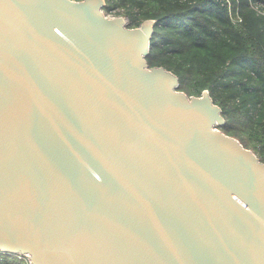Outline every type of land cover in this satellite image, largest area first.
Returning <instances> with one entry per match:
<instances>
[{
    "label": "water",
    "instance_id": "1",
    "mask_svg": "<svg viewBox=\"0 0 264 264\" xmlns=\"http://www.w3.org/2000/svg\"><path fill=\"white\" fill-rule=\"evenodd\" d=\"M106 6L0 0V252L264 264V163Z\"/></svg>",
    "mask_w": 264,
    "mask_h": 264
},
{
    "label": "trees",
    "instance_id": "2",
    "mask_svg": "<svg viewBox=\"0 0 264 264\" xmlns=\"http://www.w3.org/2000/svg\"><path fill=\"white\" fill-rule=\"evenodd\" d=\"M105 10L132 28L156 21L149 65L176 74L189 96L209 91L223 132L264 163V0H110Z\"/></svg>",
    "mask_w": 264,
    "mask_h": 264
},
{
    "label": "built area",
    "instance_id": "3",
    "mask_svg": "<svg viewBox=\"0 0 264 264\" xmlns=\"http://www.w3.org/2000/svg\"><path fill=\"white\" fill-rule=\"evenodd\" d=\"M263 14H264V11H263ZM125 18H126V21L129 22L128 18L127 17ZM7 258L10 261L12 259L14 262H16V264H33L30 259V256L27 254H8V253L0 252V263Z\"/></svg>",
    "mask_w": 264,
    "mask_h": 264
},
{
    "label": "rangeland",
    "instance_id": "4",
    "mask_svg": "<svg viewBox=\"0 0 264 264\" xmlns=\"http://www.w3.org/2000/svg\"><path fill=\"white\" fill-rule=\"evenodd\" d=\"M106 4H107V6L110 4V0H106ZM112 4V3H111ZM105 13L108 15V16H110V17H112L113 18V16L114 17H117V16H123V15H115V14H112V13H109V12H107L106 10H105ZM252 150V149H251ZM11 263H16V262H14L12 259H11Z\"/></svg>",
    "mask_w": 264,
    "mask_h": 264
}]
</instances>
